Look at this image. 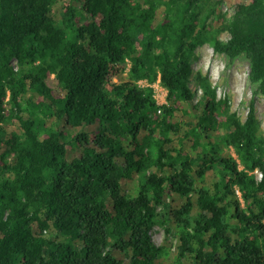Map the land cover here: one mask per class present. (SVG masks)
Listing matches in <instances>:
<instances>
[{
  "label": "trees",
  "instance_id": "obj_1",
  "mask_svg": "<svg viewBox=\"0 0 264 264\" xmlns=\"http://www.w3.org/2000/svg\"><path fill=\"white\" fill-rule=\"evenodd\" d=\"M195 1L0 0V264H161L156 225L178 233L175 264H264L253 102L240 122L205 80L197 102L189 87L208 45L229 61L246 56L264 96V0L211 31ZM157 79L161 107L137 85ZM178 104L191 120L169 122ZM175 197L184 203L172 209Z\"/></svg>",
  "mask_w": 264,
  "mask_h": 264
},
{
  "label": "rangeland",
  "instance_id": "obj_2",
  "mask_svg": "<svg viewBox=\"0 0 264 264\" xmlns=\"http://www.w3.org/2000/svg\"><path fill=\"white\" fill-rule=\"evenodd\" d=\"M66 3L67 0H62ZM171 0H166V2ZM191 3L193 7L196 5L195 0H187ZM252 4L251 0H200L197 5V19L198 25L201 24L206 16L209 15L206 20L205 27L207 30H217L221 28H228L233 23L236 16H240L239 7H243L242 17L243 20L246 16L247 9ZM163 8L158 10V18L163 17ZM81 22H87L88 16L85 15L81 17ZM221 41H225L229 38L228 32H221L218 35ZM12 61L11 67L18 68L16 63L13 66ZM130 65L127 63L122 66L123 72H120V78L126 80L128 79ZM248 73H249V62L246 56H241L235 61H229L223 56L217 55L213 50L205 45L198 48L195 52V58L192 61V78L189 84L190 89L194 93L193 101L197 102L201 99L202 93L200 90V82L205 80L211 88L216 92V99L219 104L227 102V109L229 113H235L240 120L243 122L247 116L250 104L253 102L256 128L258 133L264 137V96L254 95L253 88L248 83ZM114 82L118 81L117 77H114ZM137 85L140 88H152L153 89V100L157 106L166 105V91L160 86L159 79L155 82L149 83L148 81L138 82ZM48 86L52 90L57 89V84L53 77L50 76ZM190 112L189 115L186 113ZM186 112V113H185ZM161 114L157 111V117ZM193 117V111L188 107V105L178 104L176 111L173 114V118L170 119V123H176L179 121H188ZM10 129L14 127V123L11 121ZM223 134L222 131L212 132L211 135ZM170 139L175 141L176 135L171 134ZM175 144V143H174ZM222 157L232 158L238 164V169L242 170V166L237 159L234 151L231 148L224 147L221 153ZM254 174V172L252 173ZM257 176V174H254ZM137 186V177L134 176L132 182L124 187V192H133V189ZM237 196L240 197L239 193ZM242 208L244 204L240 200ZM184 203V200L179 198H174L171 203L172 209L179 208ZM151 240L154 245L159 248H164L165 255L162 257L161 264H175V259L177 256V248L179 245L178 233L172 227L169 233L166 232L165 228L156 225L150 231Z\"/></svg>",
  "mask_w": 264,
  "mask_h": 264
},
{
  "label": "built area",
  "instance_id": "obj_3",
  "mask_svg": "<svg viewBox=\"0 0 264 264\" xmlns=\"http://www.w3.org/2000/svg\"><path fill=\"white\" fill-rule=\"evenodd\" d=\"M15 65H16V62H14L13 66H15ZM13 69H14V70H17V68H14V67H13ZM254 174H257V176L255 175V177L257 178V180H260V179H261V175H260V172H259V171L255 170V171H254ZM156 210H157V212H161L162 207L159 206V207H157Z\"/></svg>",
  "mask_w": 264,
  "mask_h": 264
},
{
  "label": "clouds",
  "instance_id": "obj_4",
  "mask_svg": "<svg viewBox=\"0 0 264 264\" xmlns=\"http://www.w3.org/2000/svg\"><path fill=\"white\" fill-rule=\"evenodd\" d=\"M13 61H15V60H13ZM12 63V62H11ZM17 63V62H16ZM160 113V112H159Z\"/></svg>",
  "mask_w": 264,
  "mask_h": 264
}]
</instances>
